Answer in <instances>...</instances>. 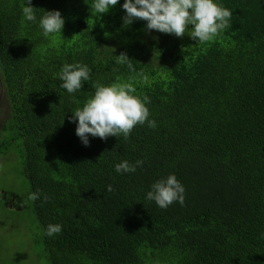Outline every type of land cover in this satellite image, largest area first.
<instances>
[{
  "label": "trees",
  "instance_id": "16d2710c",
  "mask_svg": "<svg viewBox=\"0 0 264 264\" xmlns=\"http://www.w3.org/2000/svg\"><path fill=\"white\" fill-rule=\"evenodd\" d=\"M215 2L231 27L201 44L145 21L123 27L124 0L101 16L93 0H32L36 23L24 20L23 0H0V157L15 158L29 194L41 193L30 238L49 264H264V0ZM41 9L61 13L62 34L43 35ZM121 52L132 70L116 63ZM74 63L91 73L69 94L59 73ZM97 82L132 83L157 127L84 146L69 121ZM125 160L144 163L117 173ZM169 174L185 203L162 209L146 196ZM49 224L61 233L47 236Z\"/></svg>",
  "mask_w": 264,
  "mask_h": 264
},
{
  "label": "clouds",
  "instance_id": "9594fccd",
  "mask_svg": "<svg viewBox=\"0 0 264 264\" xmlns=\"http://www.w3.org/2000/svg\"><path fill=\"white\" fill-rule=\"evenodd\" d=\"M119 0H93L92 9L100 16L107 14L117 6ZM125 16L123 27L127 28L134 21H145L147 31H156L166 35L182 38L190 32L191 39L198 43H208L215 40L226 29L231 27L232 12L215 0H124L122 5ZM36 8L32 0H23L22 14L24 20L37 22ZM43 10V9H41ZM39 19V27L45 37L62 34L65 20L59 11H45ZM191 26V27H190ZM115 51V49H113ZM116 57L117 64H126L132 70V61L126 53L121 52ZM91 69L80 63L64 64L59 73L63 81L61 87L69 94L78 92L84 87V82L90 79ZM95 93L82 107L72 113L69 122L76 123L75 134L84 146H90L89 137L107 140L109 137L128 139L137 126L147 124L149 128L157 127L156 121L149 119L147 95L136 94V88L130 82H113L107 86L100 83L94 85ZM144 161L137 160L135 164L127 160L115 165L117 173H132L137 167H142ZM112 186L107 187L111 192ZM39 190L31 193L28 200L39 199ZM45 194L43 200L49 202ZM146 199L154 201L162 209H167L175 202L181 206L185 203V188L174 174H169L152 184ZM62 231L59 224L47 226L46 235L53 236ZM41 264H46L41 261Z\"/></svg>",
  "mask_w": 264,
  "mask_h": 264
},
{
  "label": "rangeland",
  "instance_id": "374dc122",
  "mask_svg": "<svg viewBox=\"0 0 264 264\" xmlns=\"http://www.w3.org/2000/svg\"><path fill=\"white\" fill-rule=\"evenodd\" d=\"M6 114V99L0 79V121ZM9 158L0 157V264H41V261L49 264L42 247H35L30 238L36 230V218L28 200L27 179L21 175L19 162ZM2 193L18 196L22 208L5 207ZM18 202L15 199V203Z\"/></svg>",
  "mask_w": 264,
  "mask_h": 264
}]
</instances>
